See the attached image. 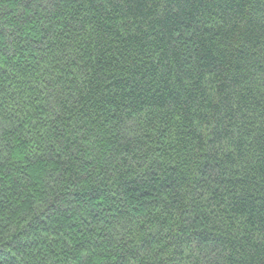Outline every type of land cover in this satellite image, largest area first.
I'll return each instance as SVG.
<instances>
[{"label": "trees", "instance_id": "1", "mask_svg": "<svg viewBox=\"0 0 264 264\" xmlns=\"http://www.w3.org/2000/svg\"><path fill=\"white\" fill-rule=\"evenodd\" d=\"M0 264H264V0H0Z\"/></svg>", "mask_w": 264, "mask_h": 264}]
</instances>
